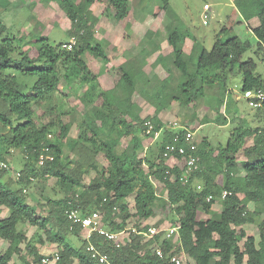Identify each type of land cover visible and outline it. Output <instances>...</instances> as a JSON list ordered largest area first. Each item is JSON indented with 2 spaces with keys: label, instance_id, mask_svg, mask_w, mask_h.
Listing matches in <instances>:
<instances>
[{
  "label": "trees",
  "instance_id": "trees-1",
  "mask_svg": "<svg viewBox=\"0 0 264 264\" xmlns=\"http://www.w3.org/2000/svg\"><path fill=\"white\" fill-rule=\"evenodd\" d=\"M47 1L56 2L71 21L69 34L75 40L71 49V41L54 46L43 35H11L9 27L0 20V164L6 162L12 150L21 151L24 159L20 176L14 182L0 165V214L3 209L9 211L7 217H0V239L8 243L0 254V264H11L14 257L24 264H43L45 256L38 254L21 226L36 228L41 243L45 238L57 244L59 264H100L88 250L90 246L115 264H171L157 256V248L165 255L175 249V254L188 256L192 264H264V135L259 134L263 128L245 132L239 126L225 148H212L207 138L197 142L199 170L187 175V155L166 151L177 135L182 137L180 144L186 146L185 131L170 128L163 119L164 111L174 102L188 106L205 98L207 88L217 86L226 92L236 68L243 77V92L264 89L263 79L256 75L255 61L242 62L251 46L243 45L238 37L224 38L229 31L224 28L211 50L191 38L194 45L187 53L188 33L169 22L166 28L173 51L167 57L159 54L156 62L165 69L173 64L180 71L179 78L169 72L166 79L150 87V78L141 65L129 62L109 68L115 85L111 90L99 91V78L84 56L88 52L104 64L111 60L95 38L98 19L92 7L100 0ZM158 1L160 7L152 17L167 19L170 0ZM107 2L110 16L120 23L127 22L131 1ZM234 3L245 23L258 19L259 25L251 32L257 40L258 53L264 55V0ZM147 36L153 39L156 33L149 31ZM19 76L36 80L25 90ZM138 78L145 85L140 93ZM63 81L69 90L75 83L85 88L78 98L84 109L91 106L89 114L81 115L84 118L77 126L76 137L70 134L76 122L73 112L77 98L61 88ZM219 83L224 86L219 87ZM152 107L154 113L144 115ZM220 116L216 121L227 124V118ZM148 122L161 136L155 141V149L141 157L143 137L150 138L145 133ZM253 132V145L245 147ZM125 138L130 140L124 146ZM65 145L72 158L64 157ZM241 150L246 160L239 162L237 155ZM49 155L54 160L40 165V157ZM171 157L176 160L173 166L167 163ZM93 173L89 184H84L85 177ZM238 173L243 175L236 177ZM38 178L55 180L59 192L53 187L54 196L45 195L44 191L29 194L35 204L31 206L25 191ZM159 184L166 191L165 196L158 194ZM225 191L232 194L222 199ZM131 196L133 213L128 202ZM215 200L222 202V212L216 218L204 219V214L212 213ZM73 211L80 218L99 212L101 226L110 232L127 230L132 220L136 229L130 241L120 247L99 233L82 239V225L68 218ZM158 216L180 227L177 240L160 235L145 242L139 235L149 228H141V223ZM254 216L260 218L259 240L243 229L255 223ZM22 245H26L32 263L26 261Z\"/></svg>",
  "mask_w": 264,
  "mask_h": 264
},
{
  "label": "rangeland",
  "instance_id": "rangeland-1",
  "mask_svg": "<svg viewBox=\"0 0 264 264\" xmlns=\"http://www.w3.org/2000/svg\"><path fill=\"white\" fill-rule=\"evenodd\" d=\"M138 1L139 0H135L134 4V8L137 11L136 15L141 13L140 10H143L145 15L149 16H154L158 12V8L160 7V2L158 0H143L142 5H137ZM107 6V0H100L99 5L94 9V11L98 14V17H96L98 22L95 27V38L97 42H99L103 48L106 49L109 57L111 58L110 63L104 64L88 52L84 56V59L90 69L99 78V91L111 90L115 85L112 76L108 72L109 68L115 67L116 65H125L129 62L140 64L142 70L146 67L145 69L147 71L145 74L150 78V87L158 81H163L166 77H168L169 72L172 74L176 73V75L180 76V71L174 67L173 64L170 63L171 71H169L168 69L162 68L163 66L156 62L154 52L159 49L161 50V48L158 49L156 43L159 42L158 46L160 47L161 43L164 41L166 42V40L167 43H169L166 28L167 22L174 24V27L179 28L182 33H188L189 38L186 39V43H188V45H186L187 51H189V48H191L194 44V41L191 38H197L199 46H203L206 49L211 50L216 42L218 34L224 28H228L229 31L224 38L238 37L243 45L251 46L246 49L242 62H247L251 59L254 60L257 64L256 75L260 76L264 81V55L258 53L257 40L255 36L247 30V28H251V26H249L250 24L247 22L248 27L246 28V23L242 20V16L236 10L234 0H170L171 9L165 16L168 18L164 19V17L148 16L149 22L151 21L154 24L151 25L152 23H149L148 21H145L146 23H142L136 37L131 30V25L129 26L127 22L120 23L115 19V17L110 16L107 11ZM133 18L135 19L137 17ZM140 18L146 19L147 17ZM0 20L9 27L11 35H18L20 32H23L26 35L34 34L37 37L43 35L46 36L50 43L54 46L69 43L71 41L69 31L72 28V23L66 16V12L61 10L59 5L54 1L34 0L32 2H27L25 0H0ZM204 22H206V24ZM112 25L114 26L113 29ZM152 29H159V31L156 37L150 39L148 38L147 33L149 31L154 32ZM124 38L135 44L134 50L128 52H126L127 50H125V52L122 50V44L119 42L120 40H125ZM113 43H115V48H113ZM118 48H121V50L119 51ZM144 59H150L152 64L150 65L149 62H145ZM194 60L196 62L195 58ZM18 79L20 86L25 90H29L33 85V82L36 80L34 78L23 76H19ZM219 84V87L224 86L222 83ZM136 86L139 93L145 88L144 82L140 78L136 79ZM242 87L243 77L238 68H236L235 74L230 75L227 82L228 92L221 91L218 86L207 88L205 98H202L193 104L183 106L178 102H174L169 109L164 111L163 119L169 126L174 123H182L183 125H188L189 127L190 123L193 124V122L197 120L202 124L207 122L203 127L195 129V141L202 142L203 139L207 138V140L210 141L212 148H225L228 145L231 134L239 126L243 127L245 132H250L256 129L258 125L264 124V116L261 123L255 121L258 111L249 107L247 101L243 97ZM61 88L72 97L77 98H75L76 100L74 102L76 110L73 112V117L76 122L70 134V137H76L78 133L77 126L84 118L81 115L89 114L91 106L84 109L83 104L78 97L83 94L85 88H79L77 83H75L73 88L69 90L67 84L63 81L61 83ZM154 111L155 108L152 107L148 110V113L145 111L146 113H144V115H151ZM235 113L240 115L243 120L238 118ZM218 114L219 116L221 115L220 117L225 115L231 121L225 125L219 124L220 122L216 121ZM191 129L192 131L194 130L193 127H191ZM143 139L144 150L140 152L141 157L146 156L150 150L155 149V142H151V139L148 137H143ZM129 140V138L123 139V145L125 146ZM253 141L254 132L250 134L249 142L245 147H249L248 145L250 144L253 145ZM64 150V157H73L70 155L66 145L64 146ZM237 157L239 162L246 159L244 150H241ZM167 163L172 166L175 164V160L170 158ZM23 164V153L19 150H12L6 158V162L1 163L0 165L8 170L7 178L14 182L17 180V173L20 172ZM94 175L95 174L93 173L90 176H86L84 184H89ZM238 176L239 173L236 177ZM54 183L55 180L53 179L43 181L38 178L31 185L26 187L25 193L27 194L28 204L31 206L35 205L29 194L44 191L45 195L54 196L51 191V188L53 187L55 192L58 193L59 189L55 188L56 186ZM157 192L159 195H166V191L160 184L157 186ZM56 197L59 198L60 196ZM128 202L131 212H135L134 196L129 197ZM222 210V202L220 200H215L212 213L209 215L204 214L203 218L207 219L215 216L217 217ZM38 211L40 214H44V212L39 208ZM8 215L9 211L7 209H3L0 217L4 218ZM254 218L255 223L247 224L243 227V229L248 233V235L255 236L257 240H259L258 224H260V218L255 216ZM135 225L136 223L134 220L129 223L126 233L128 236H130L136 229ZM141 225L167 227L170 225V222L165 221L161 216H158L142 222ZM21 228L26 230L28 239L31 241L35 249H37L40 256H50L52 253L57 251V244L50 243L45 238L44 243L38 241V232L36 228L31 226H21ZM72 238L75 239V237ZM85 238L86 232L83 231L82 239ZM7 248L8 243L0 239V254H3ZM22 248L26 261L32 263V257L26 252V245H22ZM11 264H24V262H22L18 257H14ZM51 264L55 263L53 262Z\"/></svg>",
  "mask_w": 264,
  "mask_h": 264
},
{
  "label": "built area",
  "instance_id": "built-area-1",
  "mask_svg": "<svg viewBox=\"0 0 264 264\" xmlns=\"http://www.w3.org/2000/svg\"><path fill=\"white\" fill-rule=\"evenodd\" d=\"M206 24V22H204ZM75 44V40L72 39L71 43L68 45L69 49ZM243 97L247 101L250 108L254 110H262L264 109V89H254V90H247L243 92ZM147 130L145 133L150 136L152 142L157 141L160 136L161 132H154V126L151 123H146ZM170 128L177 130V131H185L183 136V140L186 143V146L180 144L182 137L177 135L174 138L172 144L167 145L166 151L169 153H177L180 155H187V175L192 174L199 170V163L200 157L196 154L197 153V145L195 143V133L182 127L178 123H174L170 126ZM259 134L264 135V126L261 127ZM46 160H54L53 156H42L40 157V165H44ZM20 176V173H17V177ZM187 182V181H186ZM200 189V187H199ZM231 192L225 191L222 195V199H225L228 195H231ZM212 197H209L208 200H211ZM69 220H71L74 224L80 223L83 227V231L86 232V238H90L92 233H99L100 235L104 236L109 241H114L118 247L125 245L127 242L130 241V236H128L127 230L121 232H110L104 229L101 226V216L99 212H94L92 215H88L86 217H79V214L76 211H73L68 216ZM179 226L169 225L167 227H157L152 226L149 227L147 231L139 233L142 235L144 240L148 241L155 237L162 235L167 240H177L179 236ZM90 252L93 253V257L96 258L100 264H115L107 255L101 254L97 251L93 246L88 248ZM156 254L160 258H166L171 264H192V261L186 255H178L175 254V249L165 255L161 248L156 249ZM61 260V256L58 251H55L50 256H45L43 259V264H59Z\"/></svg>",
  "mask_w": 264,
  "mask_h": 264
},
{
  "label": "crops",
  "instance_id": "crops-1",
  "mask_svg": "<svg viewBox=\"0 0 264 264\" xmlns=\"http://www.w3.org/2000/svg\"><path fill=\"white\" fill-rule=\"evenodd\" d=\"M25 1H27V2H32V1H34V0H25ZM131 1V5H132V10H131V13H130V15H129V17H128V20H127V24H129V25H131V30H132V32L134 33V35H135V37L137 36V34H138V30H139V28H140V26H141V24L142 23H146L145 21H148L149 22V17H152V16H149V15H145V13L143 12V10H140V14H138V15H136V9L134 8V4H135V0H130ZM100 3V2H99ZM99 3H97L96 5H94L93 7H92V11H93V14L95 15V16H97L98 17V14L94 11V9L99 5ZM142 3H143V0H139L138 2H137V5H142ZM149 16V17H148ZM133 17H137V18H133ZM140 17H147L146 19H142V18H140ZM142 19V20H140V19ZM258 19L257 18H253V19H251L248 23L250 24L249 26H251V28L250 27H248L247 26V22H246V28H247V30L249 31V32H251V30L253 29V28H255V27H257L258 25H259V21H257ZM147 22V23H148ZM149 23H152L151 21L149 22ZM167 23H169V22H167ZM119 24V23H118ZM154 23H152L151 25H153ZM113 25H112V29H113ZM152 28V27H151ZM147 29L149 30V28L147 27ZM155 33H156V35H157V33H158V31H159V29H157V30H154V29H152ZM109 32H111L110 30H108ZM114 33H116L115 31H113ZM252 33V32H251ZM114 38H116V37H114ZM125 39V38H124ZM115 41H116V39H115ZM119 42V41H118ZM119 43H121L122 44V50L125 52V50H127L126 52H128V51H132V50H134L135 49V44L132 42V41H130V40H127V39H125V40H120V42ZM157 44V47H158V49L159 48H161V50L159 49V50H156V52H154L155 53V57L157 58V56L160 54V55H163V56H165V57H167V56H169V55H171V53H172V51H173V49H172V47L169 45V43H167V40H166V42L164 41V42H162L161 43V47L160 46H158V44H159V42H157L156 43ZM113 45H114V47L113 48H115V43H113ZM186 45H188V43H186L185 44V46ZM194 45V44H193ZM193 45L191 46V48H189V51L187 52V49H186V52L187 53H190L191 52V49L193 48ZM118 50L120 51L121 50V48H118ZM123 55V54H122ZM121 57V56H120ZM144 61L146 62L147 61V63L149 62V64L151 65L152 64V62H151V60L149 59V60H146V59H144ZM139 66H140V64H138ZM117 67L118 66H121V65H116ZM115 66V67H116ZM146 67H144V73L147 71L146 69H145ZM162 68H164V67H162ZM165 69V68H164ZM168 70L169 71H171V69H170V65H169V67H168ZM174 74V76L175 77H177V78H179L180 76L179 75H176V73H173ZM169 76V75H168ZM167 78V77H166ZM165 78V79H166ZM100 82V81H99ZM229 90H227V92H228ZM258 111V110H257ZM164 114V113H163ZM237 116H238V118H240L241 120H243V118H241V116L240 115H238L237 113H235ZM225 116V115H224ZM263 116H264V109H262V110H259L258 111V114L256 115V117H255V121H257L258 123H261L262 122V120H263ZM226 117V116H225ZM227 118V117H226ZM229 121H231V120H229L228 118H227V123L229 122ZM190 124H192V123H190ZM189 124V127H188V125L187 126H185V125H183L182 123L180 124L182 127H184V128H186V129H188V130H190V131H192V129H191V127H193L194 128V130L192 131V132H194L195 133V135H196V132H195V129L197 128H199V127H203L204 126V124H202V123H200V121H195V122H193V124L192 125H190ZM167 126H169V125H167ZM260 126H264V124H260V125H258L256 128H258V127H260ZM194 138H195V136H194ZM150 139V138H149ZM143 141H144V139H143ZM151 142H152V139H151ZM249 142V141H248ZM248 142L246 143V144H248ZM195 143H197L196 141H195ZM246 146V145H245ZM249 147L250 146H252V144H250V145H248ZM172 159H174L175 160V158L174 157H171ZM237 160H238V157H237ZM246 159H244V160H242V161H245ZM241 161V162H242ZM175 162H176V160H175ZM173 166V165H172ZM243 174L241 173V174H239V176H242ZM145 226H149V227H152V226H150V225H141V228L142 227H145ZM145 242H146V240H145Z\"/></svg>",
  "mask_w": 264,
  "mask_h": 264
}]
</instances>
